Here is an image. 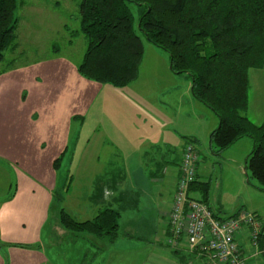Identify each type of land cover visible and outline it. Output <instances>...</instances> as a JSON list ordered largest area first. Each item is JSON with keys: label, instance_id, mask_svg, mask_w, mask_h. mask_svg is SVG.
<instances>
[{"label": "rangeland", "instance_id": "1", "mask_svg": "<svg viewBox=\"0 0 264 264\" xmlns=\"http://www.w3.org/2000/svg\"><path fill=\"white\" fill-rule=\"evenodd\" d=\"M82 1L18 0L15 12L19 20L16 45L0 61V204L17 190L19 174L22 178H36L37 174L42 176L46 172H39L41 165L34 164L35 157L32 155H20L19 139L15 135L10 137L5 132L6 127L14 125V122L16 124V121L22 124L25 118L46 126L48 121L44 118H52L55 141L52 151L62 144L63 147L58 157V170L55 171L54 201L43 203L44 211L49 215L45 234L54 232V224L60 221L62 210L70 213L74 220H82L76 211L83 207L82 197L86 195L85 199H88L92 185V191L102 192L100 198L107 202L106 208L117 209L120 148L126 154L123 157L129 172L127 183L136 185V188L128 191H140V197L147 201L144 207L149 210L153 205L157 209L158 203H161L159 196L162 187L149 180L147 169L142 165L141 151L147 140L152 144H162L161 140L167 135V130L158 129L157 119L167 123L171 116L181 110L187 115H179L185 122L184 128L187 132L196 133L200 140L199 181L208 187L205 193L198 192L194 198L211 200L215 206L223 209L224 216L245 208L264 224V192L255 189L253 180L249 184L244 172L246 159L253 150L252 140L244 138L221 156L212 155L206 131L212 119L216 121L217 117L212 111L204 108L198 111L191 104L199 102L193 101L190 77L186 74L173 75L168 54L149 43L139 32V8H132L134 27L144 45L137 79L126 87H114L87 80L80 75L78 68L88 48L81 32ZM259 71L252 76L248 108L243 113L256 125L264 123V68ZM184 77L188 80L186 84ZM12 116L14 122L10 121ZM56 118L58 122L55 124ZM37 127L41 128L39 124ZM179 128L176 126L178 133L183 132V128ZM125 133L129 134V141H126ZM174 141L172 146L179 149L182 140L168 139L170 143ZM45 144L40 151L48 150ZM28 146L32 147L31 141ZM27 152L25 149L22 153ZM78 162L80 166L77 171L76 166L73 167L74 171H67L71 163L76 165ZM33 165L38 167V173L30 171ZM24 169L28 170L26 174L22 173ZM47 181L50 182L49 179ZM104 185L116 194L115 204L110 192L105 190L103 195ZM66 186L70 188L68 196L64 191ZM61 197H69V200L58 203ZM132 216L127 211L119 221L120 238L117 242L122 247H135L123 235L135 234L136 229L129 225ZM66 231L72 235L68 237L70 241L80 237L96 239L86 233ZM162 238H156L157 242L163 240L166 243V238ZM263 244L264 233L260 240V245ZM153 245V250H161L156 243ZM92 255L91 252L90 257ZM183 255V264H188L189 259L195 262V257Z\"/></svg>", "mask_w": 264, "mask_h": 264}, {"label": "trees", "instance_id": "2", "mask_svg": "<svg viewBox=\"0 0 264 264\" xmlns=\"http://www.w3.org/2000/svg\"><path fill=\"white\" fill-rule=\"evenodd\" d=\"M133 7L140 12L139 32L168 54L173 74L190 77L193 98L217 117L219 127L210 136L212 155L219 157L251 139L244 172L248 183L253 180L255 189L264 192V123L256 125L243 115L249 74L264 68V0H83L81 32L88 43L78 68L83 78L114 87L137 79L144 45L134 27ZM17 8L18 0H0V61L16 45ZM198 185L206 187L197 180L190 190ZM120 217L105 208L95 219L80 222L62 210L60 224L74 234L113 243Z\"/></svg>", "mask_w": 264, "mask_h": 264}, {"label": "crops", "instance_id": "3", "mask_svg": "<svg viewBox=\"0 0 264 264\" xmlns=\"http://www.w3.org/2000/svg\"><path fill=\"white\" fill-rule=\"evenodd\" d=\"M258 72L261 71L250 72V87L253 74H258ZM184 78L186 79L187 77ZM184 82V84H186L188 80L186 79ZM193 101L196 102L195 99H193ZM191 104H193L198 111H202L203 108L209 110L201 103ZM178 105H180V103H178ZM181 113V110H179V113L171 116L167 123L157 119V125L160 126L158 129L161 131L167 130V135L161 140L162 144H152L147 140V144L141 151L142 165L144 169H147L149 180L152 184H159L162 187L161 195L159 196L161 203H158L159 206L157 209L153 208V205H151L152 208L149 210L144 207L147 201L140 197V191H128L131 188H136V185H128L127 174L129 175V172L126 169V163L123 157L124 155L126 156V154L123 148L118 149V206L115 211H118L120 214V220L127 211L133 214L131 217L132 222H130L129 225L136 229L135 234H123L124 238L128 239L127 242L135 244V247L129 248L118 245L117 241L120 238V234L113 243H109L97 237H95L96 239L80 237L79 239L70 241L68 237L70 238L72 235H69V233L64 230L60 221L55 222L54 232L52 234L44 233L49 215L48 212L44 211L43 203H45V201H54L53 195L56 194L54 193L56 187L55 171L58 170L57 163H60L58 157L62 152L61 147H63V144L59 147H55V149H57L56 151H52L51 147L55 142L53 137L52 118H44L48 121L46 126L40 124V122H33V120L28 121L26 118L24 120L25 122L22 123L25 125H22L19 124L18 121H16L15 124V120L13 121L14 116H12L10 121L14 122V125H8L5 132H7L10 137L12 135L18 137L20 155H32V157H35L34 164L41 165L39 172H46L42 174L45 178L39 174H37L36 178L32 176H24L22 178L19 174L16 186L17 190L12 196L0 204V238L2 241V243H0V264H183L182 261L185 259L183 253L195 257V262H192L191 259L187 261L191 264H214L208 256L189 251L185 241L176 248L168 247L166 244L169 236L168 215L172 207L177 181L180 178V165L182 163L184 148L187 143L195 145L197 149L200 145V140L196 136V133L187 132V129L184 128L186 126L184 125L185 122L179 118ZM184 115L187 116L185 111L182 113V116ZM175 119L176 121L174 122ZM57 122L58 119L56 118L55 124ZM38 124L41 128L37 127ZM176 126H180V130L183 128V132L178 133ZM208 127L206 135L209 140L210 149V136L212 132L219 127L218 119L216 121L212 119ZM152 135L154 137V133H152ZM124 137L128 139L126 141H129L128 133H125ZM176 138H178L179 141L180 139L182 140L180 141L181 144L179 149L172 146L176 140L172 143L168 142V139ZM30 141L32 147L28 146ZM44 143H47L45 147L49 148L47 151H40V149L44 148ZM25 149L30 153H22ZM74 166H76L75 171H77V167L80 166V163L78 162L76 165L71 163V168H67V171H74ZM32 167L30 171L38 173V167L35 165ZM27 172V169L22 171V173L25 174ZM158 173H161V175L159 176ZM47 179H49L50 182H48ZM197 180L198 182L201 180L199 168ZM92 186L90 187L88 199H85L86 195L82 197L83 207H81L79 211H76L82 217V220H80L81 222L95 219L99 212L106 208L105 205L107 202H104V198H100L102 197V192L92 191ZM195 188L196 191H191L190 193V197L195 200H198L194 198L198 192L205 193V191L208 190V187L203 185L199 187L194 186V189ZM69 189L70 188L67 186L64 189L65 195L67 196L69 195ZM105 190L110 192L109 188L104 185L103 195ZM110 194L113 196L112 202L115 204L116 194H113V192H110ZM59 196L61 195L59 194ZM94 198H96V201ZM98 198L100 200H97ZM68 200L69 197H65V199L61 197L60 202H57L61 203L62 201L61 204H63ZM206 201L217 214L225 215L221 207L215 206L214 202L211 200ZM31 204L33 205L31 206ZM240 209L245 208L236 209L229 216L236 214ZM158 237L166 238V243L163 241V238V240L157 242L156 238ZM154 243L158 245L161 249L160 251H163L162 253L160 251L157 252L158 250L156 251V249L153 250ZM91 252L93 255L90 257ZM251 264H264V244L262 248L260 247L258 256L251 260Z\"/></svg>", "mask_w": 264, "mask_h": 264}, {"label": "built area", "instance_id": "4", "mask_svg": "<svg viewBox=\"0 0 264 264\" xmlns=\"http://www.w3.org/2000/svg\"><path fill=\"white\" fill-rule=\"evenodd\" d=\"M199 163L198 149L187 143L168 215L167 246L176 248L185 241L189 251L208 256L214 264H251L260 253L264 224L245 209L224 216L192 199L190 189L197 182Z\"/></svg>", "mask_w": 264, "mask_h": 264}]
</instances>
